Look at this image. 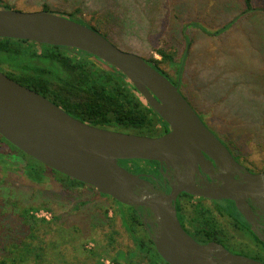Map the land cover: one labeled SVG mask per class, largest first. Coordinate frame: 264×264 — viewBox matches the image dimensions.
I'll return each instance as SVG.
<instances>
[{"label": "rangeland", "instance_id": "374dc122", "mask_svg": "<svg viewBox=\"0 0 264 264\" xmlns=\"http://www.w3.org/2000/svg\"><path fill=\"white\" fill-rule=\"evenodd\" d=\"M251 4L254 10L215 34L241 15L243 0H0V6L21 11H38L45 5L53 13L94 26L120 49L144 58L160 59L155 49L163 48L173 53L177 63L186 46L184 70L179 73L183 95L232 153L264 167V0ZM159 66L171 80L178 76L176 65L161 60ZM0 155L21 158L0 163V187L9 191L7 197L0 195V202L8 199L21 208L37 206L32 213L47 221L38 225L46 243L58 238L59 226L76 227L74 235L79 239L72 242L69 232L68 244L61 247L68 264H94L98 257L109 264L118 252L133 250L134 243L122 223V209L112 198L87 185L67 190L50 170L42 183L28 179L23 173L27 158L1 138ZM8 214L11 222L8 218L0 221L4 224L0 257L9 255L12 244L30 232L27 225L14 227L18 214ZM111 231L113 245L108 243ZM132 261L148 264L138 256Z\"/></svg>", "mask_w": 264, "mask_h": 264}, {"label": "water", "instance_id": "95a60500", "mask_svg": "<svg viewBox=\"0 0 264 264\" xmlns=\"http://www.w3.org/2000/svg\"><path fill=\"white\" fill-rule=\"evenodd\" d=\"M0 38L80 50L102 60L120 71L170 128L160 136H147L91 125L0 71L1 137L50 169L103 195L125 205L148 208L155 217L152 242L168 264H264L230 252L214 241L199 243L179 223L173 202L181 191L232 200L250 221L251 211L245 198L251 196V189L234 179L231 169L239 168V164L203 124L178 85L142 56L120 49L90 26L43 9L0 8ZM204 155L223 169L224 173L218 177L222 184H210L201 190L173 186L167 195L150 194L144 189L148 182L142 174L118 163L155 160L197 170L198 165L203 168ZM261 192L264 194V188Z\"/></svg>", "mask_w": 264, "mask_h": 264}, {"label": "trees", "instance_id": "16d2710c", "mask_svg": "<svg viewBox=\"0 0 264 264\" xmlns=\"http://www.w3.org/2000/svg\"><path fill=\"white\" fill-rule=\"evenodd\" d=\"M251 2L252 0H243L244 9L241 15L224 25L215 34H220L224 29L231 26L237 18L254 10ZM0 8L11 7L0 6ZM43 10L53 12L45 5ZM91 28L101 33L94 26H91ZM181 30L184 32L185 26ZM38 45L39 49L36 48ZM185 49L186 46L183 49L181 60L177 63L173 62V53L166 52L163 48L155 49L160 59L143 57L174 85H178V89L182 95L179 73L184 70ZM91 57L90 54L80 50L38 44L21 39L0 38V71L19 84L42 94L71 116L101 128H115L128 130L135 134L160 136L162 133L160 123L164 121L146 104L133 85L120 71L100 59ZM161 60L168 61L171 66L176 65V73L178 74L176 79L171 80L168 77V73L159 66ZM183 96L193 108L194 106L188 98L185 95ZM195 111L199 114L197 110ZM0 138L5 140L1 136ZM10 145L16 151L23 154L21 156L27 158L23 173L28 179L36 183H42L45 178L44 173L46 170H50L58 175V181L64 188H68L67 190L77 189L83 185L86 186L82 182L50 169L34 158L24 154L12 144ZM12 159L20 160L21 158L20 155H0V163L4 165L11 162ZM132 161H137L138 166L132 164L134 166L128 170L131 172L139 171L140 161ZM0 195L3 197L9 196L8 189L0 187ZM100 195L109 197L108 195ZM3 200V202H0V221L4 222L8 218L11 222L12 220L8 217V213L18 214L19 221L14 227L18 229L23 225H27L30 232L25 239H19L12 244V247L7 252L9 255L4 254L0 257V264H68L61 247L68 244V240L70 239H66V235H70L69 232L72 235V242L79 239L78 236L74 235L76 231L75 226L68 228L59 226L58 238L53 241L49 240L46 243L40 238L38 225L47 221L44 218L39 219L35 217L32 213L38 207L29 206L21 208L8 199ZM112 200L114 203L119 204L120 209H122V223L134 243V248L131 251L118 252L110 258L109 264H122L121 259L126 264H133L135 261L132 260L136 256L146 259L148 264H168L159 256L153 242L148 238V233L137 210L113 198ZM79 205L80 203L74 205V209L77 210ZM84 206H86V203H84ZM222 208L227 209L226 206ZM234 217L237 219V216ZM55 219H57V216H54ZM3 227L4 224L3 226L0 225V233ZM111 234H113L112 231L108 236V243L113 245L114 237ZM217 241L221 243L220 240ZM0 246H3L1 242ZM50 250L52 251L51 254H49ZM229 251L264 262V256L249 255L244 251ZM90 253L92 255L96 254L93 251H90ZM94 264L105 263L100 261V257H98L95 259Z\"/></svg>", "mask_w": 264, "mask_h": 264}, {"label": "flooded vegetation", "instance_id": "af4514ba", "mask_svg": "<svg viewBox=\"0 0 264 264\" xmlns=\"http://www.w3.org/2000/svg\"><path fill=\"white\" fill-rule=\"evenodd\" d=\"M198 116L203 124L228 148L231 156L239 164V168L231 169V174L239 184L251 189V196L245 198L251 211L250 221L244 218L232 200L210 199L181 191L173 202L179 223L185 232L199 243H202L200 241L219 243L217 240H220V244L228 250L264 256V194L261 192L264 188V167L255 166L232 153L230 147L199 114ZM160 127L162 128L160 135L170 130L165 122L160 123ZM204 159L203 168L198 165L197 170L182 165L173 167L155 160L132 159L140 161V170L133 173L143 175L148 182L144 189L154 195H167L173 186L201 190L210 184L221 185L222 181L218 177L224 173L223 169L216 166L207 155H204ZM132 160H119L118 163L126 169H132L138 163ZM136 190L140 191V188ZM223 206L227 209L222 208ZM132 207L139 213L148 238L152 241L156 232L155 217L146 207ZM234 216H237L239 221Z\"/></svg>", "mask_w": 264, "mask_h": 264}]
</instances>
